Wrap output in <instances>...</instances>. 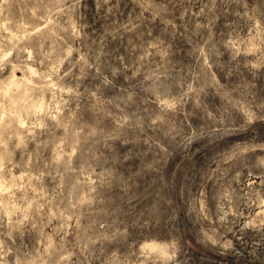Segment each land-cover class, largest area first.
<instances>
[{"label": "rangeland", "instance_id": "obj_1", "mask_svg": "<svg viewBox=\"0 0 264 264\" xmlns=\"http://www.w3.org/2000/svg\"><path fill=\"white\" fill-rule=\"evenodd\" d=\"M0 264H264V0H0Z\"/></svg>", "mask_w": 264, "mask_h": 264}, {"label": "bare ground", "instance_id": "obj_2", "mask_svg": "<svg viewBox=\"0 0 264 264\" xmlns=\"http://www.w3.org/2000/svg\"><path fill=\"white\" fill-rule=\"evenodd\" d=\"M10 89V88H9ZM9 89H8V91H9ZM148 245V244H147ZM150 245H152L153 247H157V244L156 243H152V244H150ZM152 246H151V248H152Z\"/></svg>", "mask_w": 264, "mask_h": 264}]
</instances>
